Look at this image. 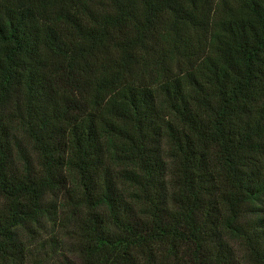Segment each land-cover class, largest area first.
<instances>
[{
  "label": "trees",
  "instance_id": "obj_1",
  "mask_svg": "<svg viewBox=\"0 0 264 264\" xmlns=\"http://www.w3.org/2000/svg\"><path fill=\"white\" fill-rule=\"evenodd\" d=\"M43 218L50 264H264V0H0V264Z\"/></svg>",
  "mask_w": 264,
  "mask_h": 264
},
{
  "label": "rangeland",
  "instance_id": "obj_2",
  "mask_svg": "<svg viewBox=\"0 0 264 264\" xmlns=\"http://www.w3.org/2000/svg\"><path fill=\"white\" fill-rule=\"evenodd\" d=\"M51 199V196L49 197ZM38 234H40L36 241L45 243V250L50 254L42 257L41 253H38L39 260L42 261L43 264H50L58 258V253L61 248L66 247L65 241H67L68 235L63 233V229L59 227V225L53 221L51 218H43L41 225L39 226ZM33 247V246H32ZM64 254H67L70 258L75 259V255L73 253H69L67 251H63ZM76 261V260H75ZM33 263V256L28 260L27 264ZM76 264H79L77 261Z\"/></svg>",
  "mask_w": 264,
  "mask_h": 264
}]
</instances>
